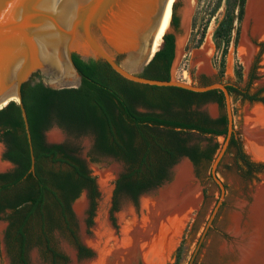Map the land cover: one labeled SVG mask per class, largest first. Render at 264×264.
I'll return each instance as SVG.
<instances>
[{
  "label": "trees",
  "instance_id": "trees-1",
  "mask_svg": "<svg viewBox=\"0 0 264 264\" xmlns=\"http://www.w3.org/2000/svg\"><path fill=\"white\" fill-rule=\"evenodd\" d=\"M232 1L226 0L225 16L214 32L215 40L224 45L229 43L233 30L235 8L239 23L244 14L246 0ZM176 5L177 2L173 5L170 24L175 30L178 28ZM160 39H156L155 50L160 47ZM263 49L264 43L252 72ZM174 57L175 35L168 32L163 36L161 49L141 76L170 80ZM73 62L82 76L78 88L52 89L42 82L21 87L35 159L33 173L29 172L31 157L18 104L10 102L0 110V141L6 148L3 158L14 165L0 173V220L6 215L4 243L10 264H30L28 252L33 247L49 264H67V257L53 241L54 231L71 243L78 258L92 257V252L79 241L71 205L86 193L90 226L99 196L95 179L84 161L67 145L44 142V133L52 126L75 137L91 134L96 152L127 165L114 183L112 220L120 195L127 196L138 207L139 196L167 181L171 167L181 158L189 159L196 168L213 160L219 149L217 143L205 148L190 145L183 132L223 136L224 140L227 137L226 114L212 119L197 111L210 102L224 109L225 99L220 90L195 93L177 87L143 85L122 78L105 62L86 63L76 55ZM226 89L230 96L264 105V88L250 93L248 87L229 84ZM231 149L244 177L264 172V164L254 163L245 155L235 133L226 152Z\"/></svg>",
  "mask_w": 264,
  "mask_h": 264
},
{
  "label": "rangeland",
  "instance_id": "rangeland-1",
  "mask_svg": "<svg viewBox=\"0 0 264 264\" xmlns=\"http://www.w3.org/2000/svg\"><path fill=\"white\" fill-rule=\"evenodd\" d=\"M247 1L240 23L237 21V8H235L233 30L229 43L224 45V42L218 43L215 40L214 32L225 16L226 0H191L188 36L179 59L172 67L175 80L194 86L212 83L235 84L240 88L248 87L250 93L264 88V49L253 72L251 67L264 40L261 39L262 36L253 35L252 22L246 16ZM243 40L247 41L253 51L246 63L239 57V48ZM230 100L235 137L239 139L250 161L258 164L263 160L256 158L245 145V115L254 107L264 109V105L258 102L250 103L234 96H230ZM197 111L205 113L212 119L225 114V108L220 109L214 102L202 105ZM183 137L190 145L205 148L210 143H217L219 149L211 162L203 163L197 168L187 158H181L171 167L167 181L139 196L138 207H135L127 196L120 195L117 199L118 210L113 213L112 220L114 183L118 176L126 171L127 165L120 160L96 152L91 134L71 136L55 125L45 132L47 143L65 144L75 156L84 161L91 177L95 179L99 193L90 226L87 224L89 201L86 193L83 192L71 205L79 241L92 252V257L78 258L77 251L71 243L59 231L53 232V241L67 257V264H146L140 256L132 260L133 256H128L129 254L117 263L116 257L112 254L116 250V244L123 239L125 230L132 231L133 227L135 229L148 217V204L158 201L164 195L162 191H169L176 181L173 182L174 173L180 174L186 167L190 173L188 185L197 187L198 190V207L191 209L192 218L185 226L183 224L184 227L181 226L177 232L179 237L176 235L170 247L168 245L165 247L160 264H239L237 262L240 261L239 246L252 231V219L248 212L253 204L255 189L264 173L252 175L249 178L244 177L235 163L234 150L231 149L228 152L225 150L214 170V176L224 186V196L221 199L220 188L212 178L211 171L225 143L224 137L200 135L194 131L183 132ZM4 150V144L0 141V172L11 170V166L3 158ZM172 182L173 184L170 185ZM220 199L221 202L217 207ZM235 224L240 230L239 234L233 231ZM6 227V215H3L0 220V264H10L4 243ZM263 241L262 236L261 246L264 244ZM259 249L256 247L252 249L253 255L250 253L246 264L254 263L256 257H258L257 264L258 262L264 264V248L261 247L263 252L260 249L261 255ZM104 253L107 257H104ZM28 259L30 264H49L41 258L36 247L29 250Z\"/></svg>",
  "mask_w": 264,
  "mask_h": 264
},
{
  "label": "water",
  "instance_id": "water-1",
  "mask_svg": "<svg viewBox=\"0 0 264 264\" xmlns=\"http://www.w3.org/2000/svg\"><path fill=\"white\" fill-rule=\"evenodd\" d=\"M175 2L176 30L170 26ZM190 12L191 0H0V110L10 102L19 106L31 157L29 172H34L35 159L21 87L42 82L52 89L78 88L82 76L73 62L76 55L86 63L105 62L119 76L138 84L177 87L195 93L221 90L225 99L227 137L211 176L220 188L222 199L224 186L214 176V170L234 134L230 94L225 85L194 86L180 82L173 78L172 68L168 81L141 76L155 55L150 51L158 31L174 33L173 64L179 59L188 36ZM261 39L264 40V35ZM161 47L162 43L157 51ZM68 67L75 74L76 82L51 84L55 79L64 81L63 73ZM129 68L136 71L130 72ZM7 164L11 169L14 167L8 161ZM258 164H264V160ZM261 187H264V175L255 189L253 202ZM190 218L191 213L186 223Z\"/></svg>",
  "mask_w": 264,
  "mask_h": 264
},
{
  "label": "bare ground",
  "instance_id": "bare-ground-1",
  "mask_svg": "<svg viewBox=\"0 0 264 264\" xmlns=\"http://www.w3.org/2000/svg\"><path fill=\"white\" fill-rule=\"evenodd\" d=\"M246 13L247 19L252 22L253 35L263 36L264 0H248ZM165 33L166 32L158 31L157 34L161 36L155 37L150 51L151 55L156 53L159 48L155 50L158 45L156 39H162ZM161 39L159 41H161ZM251 52H253L251 47H249L246 40H243L239 48L240 59L246 63L250 58ZM128 70L130 72L136 71L134 68H129ZM63 74L65 82L55 79L51 80V84L63 85L65 83L73 84L76 82V76L69 67ZM12 100L16 101V98ZM244 128V141L246 147L255 154L256 158L264 160V109L261 107H254L251 111L246 112ZM175 180V183L170 189L168 188V192L165 189V191H162L164 195L161 196L158 201L148 204V217H146L138 227H135V229L133 227L132 231L128 229L125 230L123 239L116 244V250L112 254L113 257H116L117 263L121 262L123 258L129 254L128 256H133L132 260L140 256L146 264H160L165 247L171 245L175 241L174 238L181 226L186 223L191 209H196L199 203L197 187L195 188L188 185L190 181L188 167L182 170L180 174L176 172ZM248 214L252 219V231L240 244L241 246H239L240 261H237L239 264H246L249 261L250 253L253 255L254 251H252V249L254 247H256V249H261V247L264 248V244L261 246L260 242L261 237H264V187H261L257 191ZM233 231L239 234L240 230L237 224L234 225ZM258 243H260V245ZM260 249L259 254L262 250ZM106 253H104V257H107ZM257 258L258 257L255 258L252 264H257Z\"/></svg>",
  "mask_w": 264,
  "mask_h": 264
},
{
  "label": "flooded vegetation",
  "instance_id": "flooded-vegetation-1",
  "mask_svg": "<svg viewBox=\"0 0 264 264\" xmlns=\"http://www.w3.org/2000/svg\"><path fill=\"white\" fill-rule=\"evenodd\" d=\"M260 49H261V48H260ZM260 49H259V52H260ZM259 52H258V54H259ZM258 54H257V55H258ZM257 55H256V57H257ZM256 57L254 58V61H253V63H252V66H251L252 68H253V65H254V63H255V59H256ZM224 85H225V87H226V86H228L229 84H228V83H225ZM204 86H205V85H204ZM217 90H219V89H217ZM220 91H221V90H220ZM222 93H223V92H222ZM217 106H218V105H217ZM218 107H219V106H218ZM230 138H231V137H230ZM229 141H230V139H229ZM44 142H45L46 144H49V143H47L46 140H45V133H44ZM93 143H94V138H93ZM228 143H229V142H228ZM4 149H6L5 146H4ZM4 152H5V150H4ZM3 154H4V153H3Z\"/></svg>",
  "mask_w": 264,
  "mask_h": 264
}]
</instances>
